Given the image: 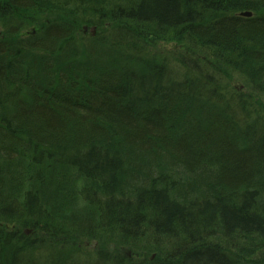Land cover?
<instances>
[{
    "label": "trees",
    "instance_id": "trees-1",
    "mask_svg": "<svg viewBox=\"0 0 264 264\" xmlns=\"http://www.w3.org/2000/svg\"><path fill=\"white\" fill-rule=\"evenodd\" d=\"M0 27V264H264V0H0Z\"/></svg>",
    "mask_w": 264,
    "mask_h": 264
},
{
    "label": "rangeland",
    "instance_id": "rangeland-1",
    "mask_svg": "<svg viewBox=\"0 0 264 264\" xmlns=\"http://www.w3.org/2000/svg\"><path fill=\"white\" fill-rule=\"evenodd\" d=\"M0 29H1V33H0V34H2V33H3V28L0 27ZM2 37H3V35H2ZM162 47H163L164 49H163V48H162V49H158L156 52H157V53H161V54L164 53V51L167 52L166 47H165V46H162ZM170 47H171V46H170ZM170 47H167V48L169 49ZM166 52H165V53H166Z\"/></svg>",
    "mask_w": 264,
    "mask_h": 264
},
{
    "label": "water",
    "instance_id": "water-1",
    "mask_svg": "<svg viewBox=\"0 0 264 264\" xmlns=\"http://www.w3.org/2000/svg\"><path fill=\"white\" fill-rule=\"evenodd\" d=\"M252 16L253 14L251 12H246L242 14V17L251 18ZM85 31H87V28H85ZM93 32H95V30H93Z\"/></svg>",
    "mask_w": 264,
    "mask_h": 264
}]
</instances>
